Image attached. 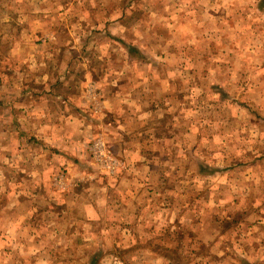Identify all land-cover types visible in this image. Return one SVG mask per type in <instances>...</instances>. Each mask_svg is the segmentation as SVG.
Returning <instances> with one entry per match:
<instances>
[{
	"label": "rangeland",
	"instance_id": "1",
	"mask_svg": "<svg viewBox=\"0 0 264 264\" xmlns=\"http://www.w3.org/2000/svg\"><path fill=\"white\" fill-rule=\"evenodd\" d=\"M18 255L264 264V0H0V264Z\"/></svg>",
	"mask_w": 264,
	"mask_h": 264
},
{
	"label": "crops",
	"instance_id": "2",
	"mask_svg": "<svg viewBox=\"0 0 264 264\" xmlns=\"http://www.w3.org/2000/svg\"><path fill=\"white\" fill-rule=\"evenodd\" d=\"M25 228V224L23 219L21 220V222H16L15 223V228L14 230L17 232V236L19 237V235L22 233V231ZM21 240H18V238L15 239V241H13V238L10 239V245L12 246V244H15L17 247L21 245V247H23L24 245V241H23V237L21 235ZM9 256V255H8ZM6 256V258L8 257ZM19 258V261L17 262V264H24V256L23 255H18L17 256ZM1 260L3 259V263L5 262V257L0 258ZM22 261V262H21Z\"/></svg>",
	"mask_w": 264,
	"mask_h": 264
}]
</instances>
